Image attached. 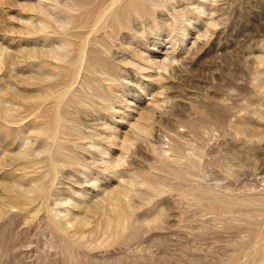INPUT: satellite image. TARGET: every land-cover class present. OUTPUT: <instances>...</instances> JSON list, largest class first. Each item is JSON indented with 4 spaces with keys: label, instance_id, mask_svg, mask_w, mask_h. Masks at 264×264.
Returning <instances> with one entry per match:
<instances>
[{
    "label": "rangeland",
    "instance_id": "obj_1",
    "mask_svg": "<svg viewBox=\"0 0 264 264\" xmlns=\"http://www.w3.org/2000/svg\"><path fill=\"white\" fill-rule=\"evenodd\" d=\"M97 1L0 0V264H264V0Z\"/></svg>",
    "mask_w": 264,
    "mask_h": 264
},
{
    "label": "bare ground",
    "instance_id": "obj_2",
    "mask_svg": "<svg viewBox=\"0 0 264 264\" xmlns=\"http://www.w3.org/2000/svg\"><path fill=\"white\" fill-rule=\"evenodd\" d=\"M82 1H83V0H82ZM84 1H85V0H84ZM90 1L92 2V0H90ZM100 1H101V0H99V2L97 1V3L100 4V3L102 2V1H101V2H100ZM103 1H104V0H103ZM105 1H106V0H105ZM105 1H104V2H105ZM107 1H108V0H107ZM109 1H110V0H109ZM112 1H114V0H112ZM126 1H127V0H126ZM130 1H131V0L128 1V2H129V5H130ZM135 1H137V0H134V2H135ZM131 2H133V0H132ZM138 2H139V0H138ZM102 3H103V2H102ZM139 3H140V2H139ZM85 4H86V2H85ZM99 4H97V5H99ZM135 4H136V5H134V6H130L131 9H132V11H133V8H136L135 6L138 5V3H135ZM127 5H128L127 3L124 4V6H127ZM129 5H128V6H129ZM132 5H133V4H132ZM88 6H89V5H88ZM94 6L96 7V4H95ZM101 6H102V5H101ZM98 7H99V6H98ZM137 7H138V6H137ZM139 7H140V6H139ZM139 7H138V8H139ZM96 8H97V7H96ZM100 8H101V7H100ZM127 8H128V7H127ZM127 8H126V9H127ZM140 8H141V7H140ZM98 9H99V8H98ZM98 9H97V10H98ZM131 9H130V10L127 9V10L131 11ZM95 10H96V9L94 8L93 11H95ZM97 10H96V13H97ZM121 10L123 11L124 8H122ZM127 10H126V11H127ZM134 10H135V9H134ZM141 10H142V9H141ZM141 10H140V11H141ZM98 11H99V10H98ZM136 11H139V9H136L135 12H136ZM91 12H92V11H91ZM133 12H134V11H133ZM98 14H99V13H98ZM98 14H97V15H98ZM119 14H120V12H119ZM119 14H117V15L119 16ZM95 15H96V14H95ZM95 15H94V16H95ZM121 15H122V14H121ZM92 16H93V15H92ZM89 17H90V16H89ZM94 18H95V17H94ZM120 22H121V21H120ZM111 23H112V22H111ZM111 23H110V24H111ZM110 24H109V25H110ZM109 25H108V26H109ZM120 25H121V24H120ZM122 25H123V24H122ZM110 26H112V25H110ZM40 183H41V182H40ZM255 201H256V200H255ZM263 206H264V205H263ZM238 213H240V212H238ZM254 213H255V212H254ZM254 213H253V214H254ZM255 224H256V223H255ZM259 233H260V232H259ZM122 235H123V234H122ZM254 235H255V234H254Z\"/></svg>",
    "mask_w": 264,
    "mask_h": 264
}]
</instances>
